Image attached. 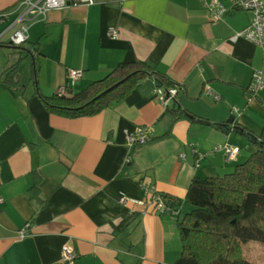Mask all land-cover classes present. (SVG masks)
Listing matches in <instances>:
<instances>
[{
  "label": "crops",
  "instance_id": "obj_1",
  "mask_svg": "<svg viewBox=\"0 0 264 264\" xmlns=\"http://www.w3.org/2000/svg\"><path fill=\"white\" fill-rule=\"evenodd\" d=\"M21 1L0 0V264H62L63 246L77 254L74 264H174L181 252L177 222L189 212L185 196L193 178L229 174L257 150L232 129L258 137L264 126V50L230 39L250 15L231 11L211 23L203 4L209 0H95L51 10L25 24V46L37 44L36 84L27 57L10 89L2 79L19 53L3 32ZM109 28L117 38L107 35ZM133 61L181 86L180 108L209 124L177 119L173 100L159 103L153 78L93 117H55L38 98L37 92L48 97L61 88L80 92ZM70 70L82 77L72 82ZM254 72L262 73L263 88L250 94ZM228 120L229 129L215 126ZM139 127H150L151 138L129 147L124 133ZM223 145L239 149L233 161L214 151ZM36 180L38 198L30 192ZM143 187L178 205V216L119 203L123 196L149 202ZM131 214L138 218L114 234ZM26 224L29 232L18 239Z\"/></svg>",
  "mask_w": 264,
  "mask_h": 264
},
{
  "label": "trees",
  "instance_id": "obj_2",
  "mask_svg": "<svg viewBox=\"0 0 264 264\" xmlns=\"http://www.w3.org/2000/svg\"><path fill=\"white\" fill-rule=\"evenodd\" d=\"M36 45H10L19 53L17 62L4 73L2 79L10 89L17 88L19 64L27 57L32 61L31 81L36 84L38 69L33 56ZM148 78H153L165 93L176 88L173 102L177 119L203 122L180 108L177 95L181 86L144 61L118 64L102 79L77 93L65 88L64 94L56 92L46 97L37 92V95L50 115L68 120L87 118L124 101L138 84ZM215 126L218 127L217 124ZM235 128L237 133L253 140L257 150L229 174L193 178L185 196L189 212L177 222L181 252L174 264H254L244 258L242 247L249 242L264 244V126L256 139L244 128ZM39 182L36 180L30 189L35 198H38ZM168 205L178 207L171 202ZM137 218L136 214L122 218L113 227L114 234L124 233Z\"/></svg>",
  "mask_w": 264,
  "mask_h": 264
},
{
  "label": "built area",
  "instance_id": "obj_3",
  "mask_svg": "<svg viewBox=\"0 0 264 264\" xmlns=\"http://www.w3.org/2000/svg\"><path fill=\"white\" fill-rule=\"evenodd\" d=\"M227 4H224L222 0H209L204 1V7L207 10L209 22H219L225 14L231 11H241L250 15L249 24L240 32L234 34L230 39L232 41L236 39H244L245 41L252 43L264 50V0H224ZM95 0H22L16 7L15 19L6 26L3 34L10 33L9 44L14 46H21L27 42V23L32 22L37 18H44L46 14L51 10L61 9L67 6L77 5H91ZM6 16H1L4 19ZM107 35L111 38H117L118 32L114 28H109ZM82 77V71L70 70L68 72V78L72 82ZM263 88V78L261 72H254L248 87V93L254 94ZM65 89L61 88L57 91L59 94H64ZM156 97L161 105L164 107L170 100L176 96V88L169 89L166 93L164 90L157 88ZM206 96H210L214 101L218 100V97L213 95L209 89L205 90ZM126 144L129 147L140 146L147 143L151 138L150 127H139L134 130L133 133L125 131ZM214 151H222L224 153L226 161H233L238 153L239 149L229 145L217 146ZM194 153V150H191ZM184 158V155H180V159ZM143 191L146 195L150 193L149 202L133 201L127 197H120L119 203H133L135 205H141L145 208H151L153 212L157 214H166L172 218L178 216V207H169L167 197L158 194L151 193L148 187H143ZM3 200L0 198V203ZM174 203V202H173ZM31 226L26 224L18 232V239H23L29 232ZM77 258L75 251L68 247L63 246L61 249L60 262L62 264H74Z\"/></svg>",
  "mask_w": 264,
  "mask_h": 264
},
{
  "label": "rangeland",
  "instance_id": "obj_4",
  "mask_svg": "<svg viewBox=\"0 0 264 264\" xmlns=\"http://www.w3.org/2000/svg\"><path fill=\"white\" fill-rule=\"evenodd\" d=\"M244 258L254 264H264V244L249 242L242 247Z\"/></svg>",
  "mask_w": 264,
  "mask_h": 264
},
{
  "label": "water",
  "instance_id": "obj_5",
  "mask_svg": "<svg viewBox=\"0 0 264 264\" xmlns=\"http://www.w3.org/2000/svg\"><path fill=\"white\" fill-rule=\"evenodd\" d=\"M202 124H204V125H208L209 123L203 121ZM232 124H233V121H232V120H228L225 124H217V125H218V127L221 128V129H226V128L229 129V126H232ZM232 129H233L234 131H237V128H235V127H232ZM254 138H255V137H254ZM255 139H256V138H255Z\"/></svg>",
  "mask_w": 264,
  "mask_h": 264
}]
</instances>
